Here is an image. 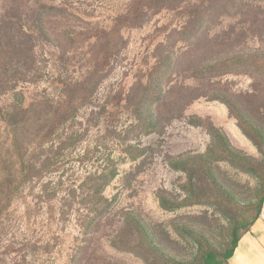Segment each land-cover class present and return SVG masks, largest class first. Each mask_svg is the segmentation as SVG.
Returning <instances> with one entry per match:
<instances>
[{
    "label": "rangeland",
    "instance_id": "1",
    "mask_svg": "<svg viewBox=\"0 0 264 264\" xmlns=\"http://www.w3.org/2000/svg\"><path fill=\"white\" fill-rule=\"evenodd\" d=\"M129 1L58 0L49 4H72L73 13L105 27ZM246 3L249 18L243 22L246 10L239 11V7ZM5 4L6 0H0V17ZM235 8L231 54L243 57L247 65L218 77L219 94L229 105L202 98L186 108L181 118L138 132V138L127 132L137 120L132 109L122 102L112 104V99L125 97L139 81L146 83L152 72L156 87L167 92L176 63L184 67L183 43L179 41L174 48L159 45L184 21L176 12L162 11L152 14L143 28L123 34L129 41L127 49L108 61L106 80L77 112L73 125L82 131V140L59 158L58 169L48 171L43 181L47 195L41 185L34 193L27 187L0 215V264L70 263L77 247L74 237L79 236L76 218L81 207L64 205L61 200L66 197L72 202L71 189L88 184L87 173L109 163V153L119 170L105 191L110 212L117 217L112 235L103 239V253L110 262L201 264L204 252L224 253L231 248L233 235L245 231L264 196V0H236ZM52 38L51 42L38 41L40 79L14 87L1 96V105L28 107L41 95L54 102L62 99L66 83L78 75L90 46L62 49L58 37ZM186 83L196 85L195 80ZM106 130L116 131L118 139ZM1 133L5 139L0 122ZM102 134L108 138L101 144L110 151H93L95 137ZM128 145L138 147L141 157L130 158ZM86 150L93 151V160L83 158ZM226 151L232 153L229 160H224ZM62 209L68 213L67 220L60 214ZM131 223L140 226L132 239L137 254L112 246L113 232Z\"/></svg>",
    "mask_w": 264,
    "mask_h": 264
},
{
    "label": "trees",
    "instance_id": "2",
    "mask_svg": "<svg viewBox=\"0 0 264 264\" xmlns=\"http://www.w3.org/2000/svg\"><path fill=\"white\" fill-rule=\"evenodd\" d=\"M55 1L58 0H6L0 17V122L7 135L5 139L2 133L0 135V215L27 187L34 193L41 185L43 195H47L48 186L43 181L48 171L58 169L59 158L82 140V131L73 125L77 112L89 104L106 80L108 61L127 49L129 41L123 34L146 26L152 14L176 12L184 21L180 29L172 31L167 42L163 40L159 45L174 48L181 41L184 67L180 69V63H176L167 81L171 86L167 85L166 93L162 86L156 87L152 72L146 83L139 81L125 97L117 95L112 99V104L125 103L137 119L128 127L129 134H137L138 138V132L157 129L162 121L181 118L186 108L202 98L224 100L229 105L226 97L219 94L218 77L247 65L243 57L235 58L231 54L235 48L232 20L236 14V0H130L105 27L73 13L72 4L52 5ZM247 3L239 7V11L246 10ZM248 18L246 10L243 22ZM53 36L58 37V46L62 49L77 51L90 46L78 75L66 83L62 99L54 102L41 95L28 107L17 103L1 105L2 95L21 83H36L40 79L38 41L51 42ZM188 80H195L196 85L187 84ZM108 133L118 139L116 131L106 130ZM107 138L97 135L93 151L106 150L101 142ZM127 149L130 158L141 157L135 145H128ZM93 151L86 150L83 158L93 160ZM226 154L224 160L231 159L232 153L226 151ZM99 159L105 163L104 158ZM107 160L109 163L103 164L100 170L87 173L88 184L71 189L72 202L66 197L61 200L64 205L79 204L81 207L76 218L79 236L74 237L77 247L69 264H113L103 253V239L112 235L117 217L110 212L111 204L105 191L119 175V170L110 153ZM263 205L264 196L245 231L240 234L237 230L233 235L229 250L224 253L208 250L201 256V264H229L241 240L261 218ZM60 214L67 220L65 210ZM139 227L135 223L127 224V229L120 227L118 232H113L116 236L112 246L121 252L137 254L132 239Z\"/></svg>",
    "mask_w": 264,
    "mask_h": 264
},
{
    "label": "crops",
    "instance_id": "3",
    "mask_svg": "<svg viewBox=\"0 0 264 264\" xmlns=\"http://www.w3.org/2000/svg\"><path fill=\"white\" fill-rule=\"evenodd\" d=\"M229 264H264V205L261 218L241 240Z\"/></svg>",
    "mask_w": 264,
    "mask_h": 264
}]
</instances>
